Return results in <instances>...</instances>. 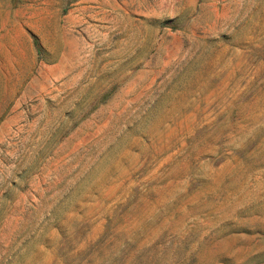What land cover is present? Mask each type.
<instances>
[{
	"label": "rangeland",
	"instance_id": "374dc122",
	"mask_svg": "<svg viewBox=\"0 0 264 264\" xmlns=\"http://www.w3.org/2000/svg\"><path fill=\"white\" fill-rule=\"evenodd\" d=\"M0 264H264V0H0Z\"/></svg>",
	"mask_w": 264,
	"mask_h": 264
}]
</instances>
